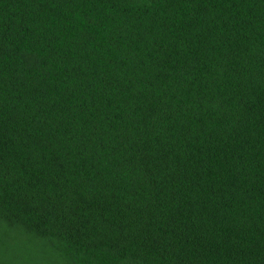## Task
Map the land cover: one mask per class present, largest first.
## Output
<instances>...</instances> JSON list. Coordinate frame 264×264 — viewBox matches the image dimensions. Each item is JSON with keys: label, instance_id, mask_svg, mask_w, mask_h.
Segmentation results:
<instances>
[{"label": "trees", "instance_id": "obj_1", "mask_svg": "<svg viewBox=\"0 0 264 264\" xmlns=\"http://www.w3.org/2000/svg\"><path fill=\"white\" fill-rule=\"evenodd\" d=\"M0 264H264V0H0Z\"/></svg>", "mask_w": 264, "mask_h": 264}]
</instances>
